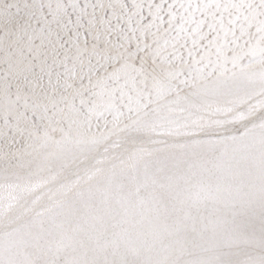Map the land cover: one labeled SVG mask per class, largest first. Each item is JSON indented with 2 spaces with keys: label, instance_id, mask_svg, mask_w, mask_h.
<instances>
[{
  "label": "snow or ice",
  "instance_id": "snow-or-ice-1",
  "mask_svg": "<svg viewBox=\"0 0 264 264\" xmlns=\"http://www.w3.org/2000/svg\"><path fill=\"white\" fill-rule=\"evenodd\" d=\"M0 264H264V0H0Z\"/></svg>",
  "mask_w": 264,
  "mask_h": 264
}]
</instances>
